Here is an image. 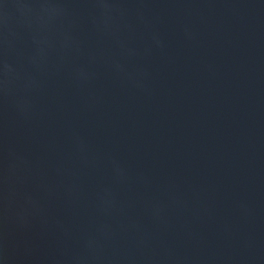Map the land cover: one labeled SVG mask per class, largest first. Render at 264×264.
Wrapping results in <instances>:
<instances>
[{
    "label": "water",
    "instance_id": "1",
    "mask_svg": "<svg viewBox=\"0 0 264 264\" xmlns=\"http://www.w3.org/2000/svg\"><path fill=\"white\" fill-rule=\"evenodd\" d=\"M3 264H264V0H0Z\"/></svg>",
    "mask_w": 264,
    "mask_h": 264
},
{
    "label": "clouds",
    "instance_id": "2",
    "mask_svg": "<svg viewBox=\"0 0 264 264\" xmlns=\"http://www.w3.org/2000/svg\"><path fill=\"white\" fill-rule=\"evenodd\" d=\"M0 264H3V262H2V261H0Z\"/></svg>",
    "mask_w": 264,
    "mask_h": 264
}]
</instances>
